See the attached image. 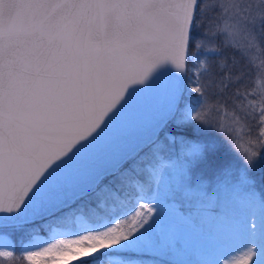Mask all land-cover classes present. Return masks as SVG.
<instances>
[{
  "label": "snow or ice",
  "instance_id": "1",
  "mask_svg": "<svg viewBox=\"0 0 264 264\" xmlns=\"http://www.w3.org/2000/svg\"><path fill=\"white\" fill-rule=\"evenodd\" d=\"M0 264H264V0H0Z\"/></svg>",
  "mask_w": 264,
  "mask_h": 264
},
{
  "label": "rangeland",
  "instance_id": "2",
  "mask_svg": "<svg viewBox=\"0 0 264 264\" xmlns=\"http://www.w3.org/2000/svg\"><path fill=\"white\" fill-rule=\"evenodd\" d=\"M206 231V229H202V232ZM184 236L190 240H192L196 245L204 247L206 250L211 252L210 259L215 261L216 257L219 255H223L231 250V247L222 242H213L210 243L207 240H202V233L198 234L192 230L185 229L183 232ZM196 259V257H193Z\"/></svg>",
  "mask_w": 264,
  "mask_h": 264
}]
</instances>
